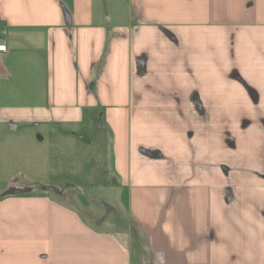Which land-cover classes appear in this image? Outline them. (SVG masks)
<instances>
[{"label": "crops", "instance_id": "0c3cea01", "mask_svg": "<svg viewBox=\"0 0 264 264\" xmlns=\"http://www.w3.org/2000/svg\"><path fill=\"white\" fill-rule=\"evenodd\" d=\"M0 28V264H264V0H0ZM89 121L131 226L4 176L18 125Z\"/></svg>", "mask_w": 264, "mask_h": 264}, {"label": "rangeland", "instance_id": "374dc122", "mask_svg": "<svg viewBox=\"0 0 264 264\" xmlns=\"http://www.w3.org/2000/svg\"><path fill=\"white\" fill-rule=\"evenodd\" d=\"M100 124L89 121L78 127L18 125V130L12 129L3 138V143L9 146L4 154V176H17L24 183H42L64 189L69 193L62 200L77 208L81 204L72 190L78 189L81 202L88 200L95 209L92 217L101 216L110 205L112 208L101 216L102 219L114 226L133 225V220L123 216L116 207L112 192L104 190V185L113 184L114 174L109 137L99 130ZM36 189L42 191L40 186ZM87 193L91 197H86Z\"/></svg>", "mask_w": 264, "mask_h": 264}, {"label": "built area", "instance_id": "2783aa9c", "mask_svg": "<svg viewBox=\"0 0 264 264\" xmlns=\"http://www.w3.org/2000/svg\"><path fill=\"white\" fill-rule=\"evenodd\" d=\"M2 34H3V31L0 28V53H4L7 51V46L5 44H3L1 41Z\"/></svg>", "mask_w": 264, "mask_h": 264}, {"label": "trees", "instance_id": "16d2710c", "mask_svg": "<svg viewBox=\"0 0 264 264\" xmlns=\"http://www.w3.org/2000/svg\"><path fill=\"white\" fill-rule=\"evenodd\" d=\"M42 189V191H48V190H50V188H47V187H43V188H41ZM40 189V190H41ZM34 190V188L33 189H30V192H32ZM37 190V189H36ZM53 190H56V189H53Z\"/></svg>", "mask_w": 264, "mask_h": 264}, {"label": "water", "instance_id": "95a60500", "mask_svg": "<svg viewBox=\"0 0 264 264\" xmlns=\"http://www.w3.org/2000/svg\"><path fill=\"white\" fill-rule=\"evenodd\" d=\"M164 33H165L169 38L172 37V35H171L168 31L164 30ZM171 39H173V38H171ZM173 40H174V39H173Z\"/></svg>", "mask_w": 264, "mask_h": 264}]
</instances>
